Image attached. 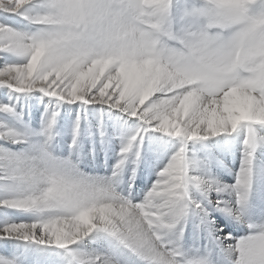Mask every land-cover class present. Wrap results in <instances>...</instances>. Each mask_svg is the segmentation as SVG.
Masks as SVG:
<instances>
[{
	"label": "snow or ice",
	"instance_id": "6c2138e0",
	"mask_svg": "<svg viewBox=\"0 0 264 264\" xmlns=\"http://www.w3.org/2000/svg\"><path fill=\"white\" fill-rule=\"evenodd\" d=\"M0 264H264V0H0Z\"/></svg>",
	"mask_w": 264,
	"mask_h": 264
},
{
	"label": "rangeland",
	"instance_id": "374dc122",
	"mask_svg": "<svg viewBox=\"0 0 264 264\" xmlns=\"http://www.w3.org/2000/svg\"><path fill=\"white\" fill-rule=\"evenodd\" d=\"M103 157L100 158V163L103 164Z\"/></svg>",
	"mask_w": 264,
	"mask_h": 264
}]
</instances>
